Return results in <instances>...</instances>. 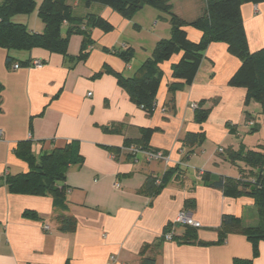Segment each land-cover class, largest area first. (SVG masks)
I'll list each match as a JSON object with an SVG mask.
<instances>
[{
	"label": "crops",
	"instance_id": "1",
	"mask_svg": "<svg viewBox=\"0 0 264 264\" xmlns=\"http://www.w3.org/2000/svg\"><path fill=\"white\" fill-rule=\"evenodd\" d=\"M41 1L35 0L33 12L14 15L11 21L41 33L44 26L37 15ZM175 1L182 3L180 12L174 11ZM69 2L75 15L99 14L113 26L109 32L91 30L93 43L85 59L69 62L40 47L9 51L0 46V264H138L141 246L156 241L184 208L199 222L195 234L202 242L217 240L224 214L240 217L244 226H257L253 198L226 197L201 179L206 171L237 178L241 169L246 176L249 167L241 161L232 164L226 152L254 149L259 143L249 144L247 139L264 129L262 117L255 116L260 106L252 102L245 106V88L228 85L240 61L229 54L227 45L209 44L193 82L174 92L168 90V84L176 81L171 65L181 53L158 63L155 108L147 115L118 84L117 74L127 78L147 74L143 63L160 39L170 37L167 14L145 5L126 18L98 3ZM171 5L173 13L191 21L202 12L205 0H171ZM240 10L249 50L258 51L264 47V2L243 3ZM191 12L193 16H184ZM184 29L190 41L200 40L201 31ZM81 42V35H71L67 53L78 55ZM113 50L128 51V59ZM7 55L14 58L10 64ZM25 60L43 65L13 67ZM197 106L208 110L202 123L195 120ZM143 128L154 129L148 145L164 151L167 162L148 161L141 153L135 157L123 151L110 153L109 148L121 147L125 140L140 139ZM197 132L204 134L200 145L183 144L187 133ZM73 140L79 143L83 162L67 168L63 213L75 218L76 227L63 232L51 196L12 193L5 178L30 170L15 153L23 142L29 141L38 156ZM181 161L180 171L171 173L156 195L138 192L147 176L159 179ZM24 211L35 216H24ZM183 232L184 227H174L175 236ZM234 258H253L251 243L238 233H229L221 244L164 240L156 264H233ZM252 264H264V241L259 242Z\"/></svg>",
	"mask_w": 264,
	"mask_h": 264
},
{
	"label": "trees",
	"instance_id": "2",
	"mask_svg": "<svg viewBox=\"0 0 264 264\" xmlns=\"http://www.w3.org/2000/svg\"><path fill=\"white\" fill-rule=\"evenodd\" d=\"M69 1L42 0L37 7V15L44 27L41 33H34L30 32L23 24L12 22L11 19L17 14L33 12L36 7L35 0H2L0 2V46L9 51H28L34 47H40L61 54L69 62L85 59L89 52L87 47L93 43L91 30L98 28L103 32H109L113 26L99 14L75 15L73 6ZM81 1L86 5L98 3L108 6L126 18H130L145 5L152 6L167 14L171 26L170 37L160 39L150 57L143 63L142 68L147 70V74L129 78L117 74L118 84L127 91L129 99L140 106L147 115H150L155 108V96L160 81L158 63L168 60L173 54L181 53L179 61L171 65L172 75L176 81L168 84V90L174 92L193 82L208 45L213 42H222L227 45L229 54L240 61L239 67L229 78L228 85L245 88L244 105L247 106L251 102L259 104V115L264 122V47L255 52L249 50L240 10L243 3L258 4L264 0H205L202 12L191 21H185L173 13L171 0ZM64 25L65 33L63 35ZM185 26H191L201 31L202 35L198 42L190 41L187 38ZM73 34L82 36L80 51L76 56L67 53L69 37ZM114 52L119 53L118 51ZM119 55L125 59L129 57L128 51L120 52ZM6 59L8 64L14 60L10 55H7ZM18 62L19 66L30 65L28 60ZM207 114L208 110L197 106L195 120L202 123ZM245 118L247 120L252 118L247 111H245ZM141 132L140 139L125 140L121 147L109 148L110 153L116 156V153L123 151L127 157H135L137 153L124 151L130 145H134L140 150H156L148 145V140L154 129L143 128ZM203 139V132L187 133L182 138V142L192 148L200 145ZM227 152L225 157L232 164L241 161L249 167L246 176L242 174L243 170L241 169H238L241 176L237 178L213 175L206 171L202 173L201 179L204 185L221 190L226 197L250 196L253 198L259 216V224L253 227L244 226L240 217L224 214L217 229V240L202 242L196 238L195 229L197 228L169 223L163 228L156 241L141 246L138 252V264H156L159 245L165 240L163 235L168 231L173 232L171 240L177 239L180 243L202 245L221 244L229 233L242 234L251 243L252 257L258 255L259 242L264 241V147L259 145L257 149L245 150L241 148L237 151ZM15 153L27 162L30 170L27 173L7 176L5 182L9 191L28 195L51 196L59 230L63 232L73 231L76 227L75 218L63 213L66 189L64 182L67 168L71 165H80L83 162L78 141H68L64 147L52 148L49 152H44L38 156L32 153L31 143L28 141L19 145ZM181 164H183L182 161L170 167L159 179L152 175L147 176L138 192L149 196L156 195L170 174L174 171H180ZM185 204L188 205V201ZM183 210L187 211V208ZM23 215L35 216L33 211H24ZM176 225L184 227V232L180 236L174 234ZM253 258H234L233 264H252Z\"/></svg>",
	"mask_w": 264,
	"mask_h": 264
},
{
	"label": "built area",
	"instance_id": "3",
	"mask_svg": "<svg viewBox=\"0 0 264 264\" xmlns=\"http://www.w3.org/2000/svg\"><path fill=\"white\" fill-rule=\"evenodd\" d=\"M31 66H35V67H41L43 65V63L41 61H34L32 63H30ZM14 68H18L19 64L15 63L13 65ZM192 107L196 108V104H192ZM249 125H252V121L248 122ZM222 149H220L221 151ZM124 151L127 152H132V153H141L144 155L145 159L148 161H168V155L165 154L162 150L160 149H156V150H140L138 149L136 146L134 145H130L129 147L125 148ZM173 224H178V225H187L190 227H194V228H198L200 226L199 222L194 220L191 215L189 214V212L181 210L178 212L177 216L175 217V220L173 222ZM45 229H48L49 227L47 225L44 226ZM173 236V232L172 231H168L166 232L163 237L165 238V240H171Z\"/></svg>",
	"mask_w": 264,
	"mask_h": 264
},
{
	"label": "rangeland",
	"instance_id": "4",
	"mask_svg": "<svg viewBox=\"0 0 264 264\" xmlns=\"http://www.w3.org/2000/svg\"><path fill=\"white\" fill-rule=\"evenodd\" d=\"M197 3L199 2L200 3V1H201V3H203V1L204 0H195ZM181 2H177V1H175L174 2V11H177V12H180V8H182L181 7ZM159 11V10H158ZM197 12H201L200 11V9H197ZM159 13L160 14H164V12H161V11H159ZM198 13V14H199ZM193 14V12H191L190 14H188V15H184V16H186L187 18H189L190 16H193L192 15ZM192 18V17H191ZM144 21L146 22V19H144ZM147 26V25H146ZM148 26H150V24H148ZM148 26H147V28H148ZM253 103H255V102H252V104ZM259 105V104H258ZM250 111V110H249ZM255 116H256V118H257V116H258V118H260V115H256V113H255ZM251 134H253V136H252V138L251 139H247V142L249 143V144H254V142H258L259 143V145L260 146H262V147H264V129H258L257 131H253ZM259 145L256 147H254V149H257L258 147H259ZM180 228H181V226H180Z\"/></svg>",
	"mask_w": 264,
	"mask_h": 264
}]
</instances>
